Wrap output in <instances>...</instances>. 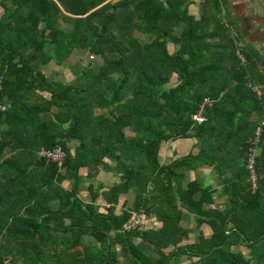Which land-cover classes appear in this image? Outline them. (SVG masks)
Segmentation results:
<instances>
[{
    "label": "trees",
    "instance_id": "obj_1",
    "mask_svg": "<svg viewBox=\"0 0 264 264\" xmlns=\"http://www.w3.org/2000/svg\"><path fill=\"white\" fill-rule=\"evenodd\" d=\"M194 2L0 0V102L8 106L0 113V264L10 254L24 261L30 250L42 264H120L117 246L132 264H171L182 254L201 258L200 264H264V125L255 191L247 169L251 138L264 123V56L240 44V33L224 21L222 0H203L200 17L191 13ZM76 53L102 65H74L70 82L43 71L52 63L67 66ZM206 100L214 103L208 121L199 124L193 116ZM190 138L199 141L198 155L160 163L164 143ZM57 146L66 152L64 172L48 162L45 176L47 165L31 160L41 148ZM28 161L33 168L26 171ZM204 166L225 183L230 212L205 209L210 192L188 180L190 171ZM100 169L121 175L104 193L106 216L90 181ZM84 183H90V204L80 197ZM130 191L131 213L117 216L120 195ZM182 209L213 229L207 247H179L188 236L180 225ZM133 212L162 225L127 233L123 226ZM46 232L71 236L56 239L53 245L63 250L45 260V239L37 235ZM84 236L95 246H85ZM135 238L154 256L139 250ZM236 245L250 250V258L234 252Z\"/></svg>",
    "mask_w": 264,
    "mask_h": 264
},
{
    "label": "crops",
    "instance_id": "obj_2",
    "mask_svg": "<svg viewBox=\"0 0 264 264\" xmlns=\"http://www.w3.org/2000/svg\"><path fill=\"white\" fill-rule=\"evenodd\" d=\"M194 1L195 2L190 7L191 13L192 15L200 17L203 0ZM222 2L224 7V21L228 23L230 29L235 32V34L240 33V44L243 46H251L259 51L262 56H264V0H222ZM199 153V141L195 138L169 141L164 143L161 147L160 163L163 165H169L177 159L187 157L190 154L198 155ZM98 172L99 173L97 176L92 177L90 181L97 189H99L101 193V196L97 200V207L99 208L100 213L106 216V210L110 208V205L107 203L104 193L115 184L121 182V175L114 170L106 171L104 169H100ZM229 172L231 173V171ZM81 174L87 175V169H82ZM216 174L217 173L213 170V167L204 166L198 168V170L190 171L188 180H199L203 184V188L208 189L210 192L212 204H207L205 209L209 211H220L222 213H227L233 208L232 199L226 190L225 183ZM62 185L65 188L71 187L69 181L63 182ZM187 185L188 182H185V187H187ZM80 197L83 198L86 204L91 203L90 183H84L81 185ZM134 200L135 193L133 191L121 194L116 208V215L121 216L124 212H130ZM52 204L54 207H57L58 201H53ZM151 220L158 223V227L162 225L155 217H151ZM180 225L182 229L187 231L188 236L185 238V240H183L179 247H198L200 245L207 247L209 241L214 235L213 229L207 223H200L197 220V216L191 214L185 209H182V220ZM132 232L146 233L150 231L135 230L127 233ZM50 235L52 236L51 233ZM45 237H47L45 233H43L42 236L37 235V240L40 238L45 239ZM31 238H33L32 241H34V237ZM57 238L59 239V242H61L60 240L63 237L61 235ZM26 240H28V237H26ZM90 240V237L84 236V245L91 247ZM59 242L56 246H54V253H59L63 250V247ZM133 243L148 257L154 256V251L143 240L135 238ZM76 250H81V247L74 249V251ZM115 250H117L120 264H132V259L129 257L126 249L117 246ZM232 250L234 252L242 253L246 259L250 258L251 251L248 249L236 245L232 248ZM74 251L71 250L70 253ZM23 262L24 261L14 260V257L11 254L6 257L7 264H23ZM201 262L202 260L199 257H192L191 254H182L179 258L173 259L171 264H200Z\"/></svg>",
    "mask_w": 264,
    "mask_h": 264
},
{
    "label": "rangeland",
    "instance_id": "obj_3",
    "mask_svg": "<svg viewBox=\"0 0 264 264\" xmlns=\"http://www.w3.org/2000/svg\"><path fill=\"white\" fill-rule=\"evenodd\" d=\"M137 37H140V38H142V40H145V41H147V39H145L146 37H144L143 38V36L141 37V36H139V35H137ZM148 38V37H147ZM148 41H150V39L148 38ZM170 49H171V51H173V47L171 46L170 47ZM78 63H81L84 67H86V68H92V69H99V67L102 65V61L101 60H99L98 58H92L91 57V55L90 54H84V53H76L73 57H71L69 60H68V62H67V66H64V67H57L54 63H52L49 67H47V68H43V71L49 76V78H52V79H55V80H59V81H62V82H70V81H73V79H74V75H73V73L71 72V69H72V67L74 66V65H77ZM177 83V79L176 78H174L173 80H172V83H171V85H169L168 87L169 88H171V87H173L175 84ZM261 118V116L260 115H258V114H253L252 115V119L253 120H259ZM264 125V123L263 124H259V126L256 128V130L258 129V128H261V130H263L262 129V126ZM256 130H255V132H256ZM255 132H254V136L251 138V140L252 139H254V137H255ZM261 141H262V135H261ZM251 142V141H250ZM260 145H261V143L260 144H258V145H256V146H254L253 148H254V150H255V157H256V163H255V169H256V171H257V157H259L260 156ZM42 149V148H41ZM248 150H249V153H248V157H247V159H249V154H250V147L248 148ZM38 151H40V150H38ZM38 151H37V153H38ZM38 157V156H37ZM39 161H42V159H40L39 157H38V160H35V159H32L31 160V162H33V164H34V166H36V163L37 162H39ZM44 161H46V160H44ZM48 163V162H47ZM25 168H26V171H28L29 169H32L33 167L31 166V163L28 161V163L25 165ZM44 168V167H43ZM50 168H51V165L50 164H48L47 165V167H45L44 168V170H43V174L45 175V176H47L48 175V173H49V171H50ZM247 169H248V171H249V182H250V184H251V188H252V190L253 191H255V190H257V188H258V183H257V186H256V188L254 187V184H253V182H252V180H251V173H250V168H249V161H247ZM52 170V169H51ZM214 170V169H213ZM61 172H64V169H61ZM216 172V171H215ZM51 173V172H50ZM217 173V172H216ZM257 174H258V171H257ZM216 175H218V173L216 174ZM219 176V175H218ZM258 178H259V174H258ZM70 183V182H69ZM88 196V195H87ZM158 224V223H157ZM44 229V228H43ZM159 229V227H157V229L156 230H158ZM49 233H51L52 234V236L49 234ZM66 233L65 232H59V233H55V232H46V235H47V237H45V241H44V243H43V245H46V244H48L49 246L48 247H45V246H40V248H42V252H41V256H43V258L45 259V255L47 254V255H50V256H52V255H54L55 253L53 252V249H54V245H53V243L55 242V240L56 239H58L57 237L58 236H61L62 235V237L64 238V237H67V236H71V235H65ZM59 240V239H58ZM26 241H28V240H26ZM90 243L92 244V247H93V245L95 246V242H94V240L93 239H91L90 240ZM77 248H79V247H77ZM21 251H22V253H24V250H23V247L21 248ZM26 253H28L29 255H27V257H26V259H23L25 262H23V264H42V263H40V262H38V260H37V262H35L34 260H32L31 259V257L30 256H32L33 254H35V252L34 251H29V252H26ZM40 258H42V257H40ZM43 258H42V261H43ZM46 260V259H45ZM46 264H52V263H50L49 261H47V263Z\"/></svg>",
    "mask_w": 264,
    "mask_h": 264
},
{
    "label": "built area",
    "instance_id": "obj_4",
    "mask_svg": "<svg viewBox=\"0 0 264 264\" xmlns=\"http://www.w3.org/2000/svg\"><path fill=\"white\" fill-rule=\"evenodd\" d=\"M255 90L258 91L257 88H255ZM3 91H4V83L3 80H0V96L3 93ZM213 103L214 102L210 100H206L205 103L202 105L200 111L194 114L193 118L197 123L203 124L208 121V117L206 116V110L208 106H212ZM7 110H8V106L0 102V113H5L7 112ZM261 135H262V130L261 128H258L255 132L254 139H252V146L250 147V154L248 159L250 173H251V180L255 188L258 183V174L255 169L256 157H255V150L253 147L260 144ZM37 156L42 160H46L47 162L56 164L60 170L63 169L65 165L66 152L61 146H57L51 149L42 148L40 149V151H38ZM157 227L158 224L155 221L151 220V218L148 217L145 213H141V214L133 213L130 219L128 220V222L124 225L123 230L125 232H131L135 230L152 231V230H156Z\"/></svg>",
    "mask_w": 264,
    "mask_h": 264
},
{
    "label": "water",
    "instance_id": "obj_5",
    "mask_svg": "<svg viewBox=\"0 0 264 264\" xmlns=\"http://www.w3.org/2000/svg\"><path fill=\"white\" fill-rule=\"evenodd\" d=\"M46 165H47V161H44V160L36 163L37 167H45Z\"/></svg>",
    "mask_w": 264,
    "mask_h": 264
}]
</instances>
